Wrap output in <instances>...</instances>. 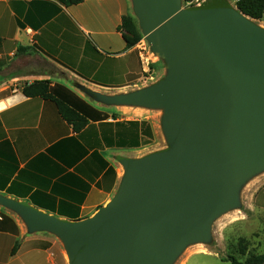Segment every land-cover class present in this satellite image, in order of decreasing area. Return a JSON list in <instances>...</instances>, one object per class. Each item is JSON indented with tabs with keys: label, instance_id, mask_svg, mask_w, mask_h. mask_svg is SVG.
Wrapping results in <instances>:
<instances>
[{
	"label": "water",
	"instance_id": "obj_1",
	"mask_svg": "<svg viewBox=\"0 0 264 264\" xmlns=\"http://www.w3.org/2000/svg\"><path fill=\"white\" fill-rule=\"evenodd\" d=\"M143 36L167 77L104 105L164 110L172 150L121 158L119 191L93 216L64 220L0 195L30 233L64 243L68 264H171L205 241L237 191L264 170V29L224 0H132Z\"/></svg>",
	"mask_w": 264,
	"mask_h": 264
},
{
	"label": "crops",
	"instance_id": "obj_2",
	"mask_svg": "<svg viewBox=\"0 0 264 264\" xmlns=\"http://www.w3.org/2000/svg\"><path fill=\"white\" fill-rule=\"evenodd\" d=\"M65 1L0 0V101L6 103L0 111V195L75 221L114 198L123 179L119 160H137L153 128L144 107L104 105L89 94L116 95L141 80L138 52L121 31L123 17L133 15L132 0ZM159 61L153 65L166 69ZM41 80L71 91L75 96L62 89L57 94L66 102H86L98 111L87 115L82 131H74L54 102L22 93L24 85ZM0 214V249L9 239L21 241L11 262L66 264L55 236L30 233L9 212L0 208Z\"/></svg>",
	"mask_w": 264,
	"mask_h": 264
},
{
	"label": "rangeland",
	"instance_id": "obj_3",
	"mask_svg": "<svg viewBox=\"0 0 264 264\" xmlns=\"http://www.w3.org/2000/svg\"><path fill=\"white\" fill-rule=\"evenodd\" d=\"M224 1L236 8L235 4L237 0ZM182 6L186 8V5H183V2ZM132 11V16H134L140 28L139 19L135 15L134 9ZM255 23L260 28L264 29V18L262 20H255ZM140 31L142 34L141 39H143L144 36L141 28ZM159 62H162L165 66L162 59ZM157 64L158 63L153 65V70L156 72L153 80L149 79L150 75L144 76L142 74L139 82L117 93L116 96L129 95L148 89L166 79L168 74L167 67L162 70L158 68ZM90 98L94 99L93 96ZM144 109L150 113L149 116H151V118H149V121L152 124L153 136L148 141L149 144L138 150V159L172 150L163 129L164 110L158 108ZM122 170L124 176L125 168L123 167ZM0 208L3 213L9 212V216L16 219L21 226L29 232L27 224L20 215L10 209H5L6 207L1 205ZM3 215L4 214H0V220ZM16 230L17 228L13 225L11 228V234L13 236L16 235ZM33 234H51L52 236H55L63 245L66 253V264H68V256L64 243L58 236L46 231L35 232ZM242 240H244V242ZM13 242V239H9V244L7 242L3 243L5 249H0V264H22V262L18 261L11 262L10 254L13 247L17 246L18 249L21 244L20 240H15V242ZM11 244L12 247H10ZM7 245L9 246L8 251H6ZM241 245L247 248V254L245 256L241 254ZM203 248H206L210 254L191 255L194 251ZM252 254H264V170L252 175L240 186L237 191L236 205L223 212L213 220L208 238L205 241L194 242L187 245L171 264H184L190 255L191 256L189 257L187 264H230L229 262L223 261V259L234 256L239 261L245 262Z\"/></svg>",
	"mask_w": 264,
	"mask_h": 264
},
{
	"label": "trees",
	"instance_id": "obj_4",
	"mask_svg": "<svg viewBox=\"0 0 264 264\" xmlns=\"http://www.w3.org/2000/svg\"><path fill=\"white\" fill-rule=\"evenodd\" d=\"M83 1L84 0H66L65 5H77ZM191 1L192 0H182L183 5H187V3ZM235 5L242 14L251 19L262 20L264 18V0H237ZM121 31L128 48L134 47L142 38L138 23L132 15L123 17ZM60 89L65 90L72 97L75 96L71 91L62 86L52 87L51 82L48 80L36 81L30 85H24L22 87V93L29 98L40 97L54 102L62 118L72 125L74 131L78 133L87 126L89 122L87 115H92L94 117L95 115H93V112L95 113L98 111L86 102H66L64 98L57 97ZM242 241L244 242V240ZM240 250L242 255L245 256L247 254V248L245 246L241 245ZM16 251L17 246L13 248L12 253L15 254ZM223 261L229 262L230 264H264V254H252L245 262L239 261L234 256L227 257L223 259Z\"/></svg>",
	"mask_w": 264,
	"mask_h": 264
},
{
	"label": "built area",
	"instance_id": "obj_5",
	"mask_svg": "<svg viewBox=\"0 0 264 264\" xmlns=\"http://www.w3.org/2000/svg\"><path fill=\"white\" fill-rule=\"evenodd\" d=\"M207 0H192L191 2L187 3L186 7L194 6V5H200L201 3L205 2ZM140 61L142 65V74L144 76L150 75L149 79L153 80L154 74L156 73L153 70V64L159 60V58L153 53L151 50V46L144 37L141 39L135 46ZM6 106L5 102L0 101V111Z\"/></svg>",
	"mask_w": 264,
	"mask_h": 264
}]
</instances>
